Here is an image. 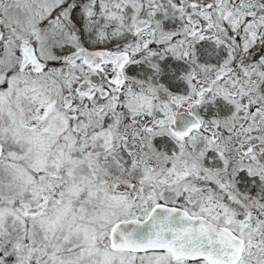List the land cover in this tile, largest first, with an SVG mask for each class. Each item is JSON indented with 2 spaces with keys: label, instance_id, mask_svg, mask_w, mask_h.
I'll use <instances>...</instances> for the list:
<instances>
[{
  "label": "snow or ice",
  "instance_id": "snow-or-ice-1",
  "mask_svg": "<svg viewBox=\"0 0 264 264\" xmlns=\"http://www.w3.org/2000/svg\"><path fill=\"white\" fill-rule=\"evenodd\" d=\"M0 264H264V0H0Z\"/></svg>",
  "mask_w": 264,
  "mask_h": 264
}]
</instances>
